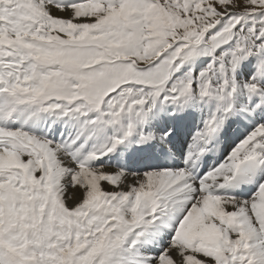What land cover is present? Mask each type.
Instances as JSON below:
<instances>
[{
  "label": "snow or ice",
  "instance_id": "1",
  "mask_svg": "<svg viewBox=\"0 0 264 264\" xmlns=\"http://www.w3.org/2000/svg\"><path fill=\"white\" fill-rule=\"evenodd\" d=\"M0 264H264V0H0Z\"/></svg>",
  "mask_w": 264,
  "mask_h": 264
},
{
  "label": "bare ground",
  "instance_id": "2",
  "mask_svg": "<svg viewBox=\"0 0 264 264\" xmlns=\"http://www.w3.org/2000/svg\"><path fill=\"white\" fill-rule=\"evenodd\" d=\"M208 59H209V58H207V57H202V58H200L199 60H197V61H196V65L193 66L194 70H195V71H199L200 67H202V66L207 62ZM186 69H187V67L183 70V72H185ZM244 73H245L244 68H242V69H241V75H240V77H238V78H245L244 75H243ZM59 128H60L61 131L67 132V129L64 128V125H63V124H60V125H59ZM58 136H59V133L56 134V138H58ZM59 138H60V137H59ZM135 146H136V145H133L132 148H133V147L135 148ZM104 162H105V163H109V162H107V161H104Z\"/></svg>",
  "mask_w": 264,
  "mask_h": 264
}]
</instances>
